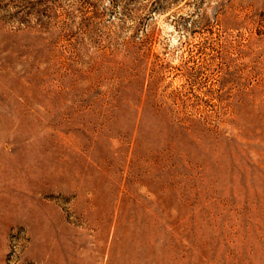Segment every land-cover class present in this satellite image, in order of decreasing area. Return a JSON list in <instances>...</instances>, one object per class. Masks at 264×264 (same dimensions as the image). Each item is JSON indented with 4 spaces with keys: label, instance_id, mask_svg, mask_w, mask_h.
<instances>
[{
    "label": "rangeland",
    "instance_id": "1",
    "mask_svg": "<svg viewBox=\"0 0 264 264\" xmlns=\"http://www.w3.org/2000/svg\"><path fill=\"white\" fill-rule=\"evenodd\" d=\"M0 264H264V0H0Z\"/></svg>",
    "mask_w": 264,
    "mask_h": 264
}]
</instances>
